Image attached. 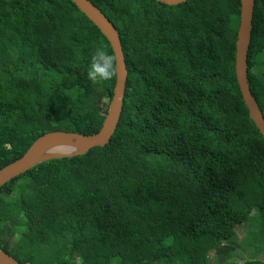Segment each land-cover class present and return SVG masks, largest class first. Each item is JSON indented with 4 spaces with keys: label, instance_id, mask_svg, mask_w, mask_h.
Listing matches in <instances>:
<instances>
[{
    "label": "trees",
    "instance_id": "trees-1",
    "mask_svg": "<svg viewBox=\"0 0 264 264\" xmlns=\"http://www.w3.org/2000/svg\"><path fill=\"white\" fill-rule=\"evenodd\" d=\"M89 1L122 46L118 123L104 146L0 186V249L22 264H264V137L234 69L240 1ZM253 1L247 80L264 117ZM101 45L113 55L71 0H0V168L46 132L100 129L115 76L85 69Z\"/></svg>",
    "mask_w": 264,
    "mask_h": 264
},
{
    "label": "water",
    "instance_id": "water-1",
    "mask_svg": "<svg viewBox=\"0 0 264 264\" xmlns=\"http://www.w3.org/2000/svg\"><path fill=\"white\" fill-rule=\"evenodd\" d=\"M76 7L100 30L108 40L115 57L116 75L113 95L107 105L100 129L89 135L70 131H49L37 137L27 150L14 161L0 168V186L29 168L49 159L72 157L87 152L94 146L108 143L118 123L127 77L124 55L117 29L112 22L89 0H71ZM166 5H176L186 0H156ZM239 22L236 31L234 69L242 100L248 114L264 137V117L252 96L247 80V50L249 47L253 0H239ZM0 264H22L0 249Z\"/></svg>",
    "mask_w": 264,
    "mask_h": 264
},
{
    "label": "clouds",
    "instance_id": "clouds-1",
    "mask_svg": "<svg viewBox=\"0 0 264 264\" xmlns=\"http://www.w3.org/2000/svg\"><path fill=\"white\" fill-rule=\"evenodd\" d=\"M115 57L103 45L94 48L85 69L87 80L92 83L111 81L116 75Z\"/></svg>",
    "mask_w": 264,
    "mask_h": 264
},
{
    "label": "rangeland",
    "instance_id": "rangeland-1",
    "mask_svg": "<svg viewBox=\"0 0 264 264\" xmlns=\"http://www.w3.org/2000/svg\"><path fill=\"white\" fill-rule=\"evenodd\" d=\"M243 233H245V231H242L241 233H239V234H243ZM212 255V256H211ZM237 256H239L240 258L241 257H244V256H247V253H245L242 249H239L238 251H237ZM214 256H213V254L212 253H210V258H209V264H212V261H214ZM234 260L237 262V264L238 263H240L241 261H242V259H237V258H234Z\"/></svg>",
    "mask_w": 264,
    "mask_h": 264
}]
</instances>
